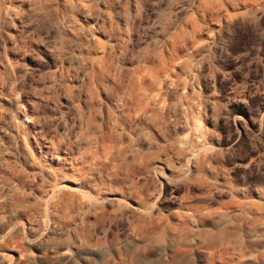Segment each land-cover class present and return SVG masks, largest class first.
I'll return each instance as SVG.
<instances>
[{"label":"rangeland","instance_id":"1","mask_svg":"<svg viewBox=\"0 0 264 264\" xmlns=\"http://www.w3.org/2000/svg\"><path fill=\"white\" fill-rule=\"evenodd\" d=\"M0 264H264V0H0Z\"/></svg>","mask_w":264,"mask_h":264}]
</instances>
